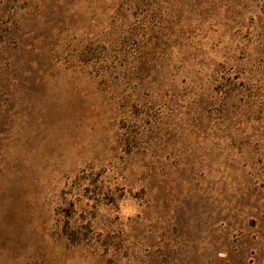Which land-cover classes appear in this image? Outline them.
Wrapping results in <instances>:
<instances>
[{
  "label": "rangeland",
  "instance_id": "rangeland-1",
  "mask_svg": "<svg viewBox=\"0 0 264 264\" xmlns=\"http://www.w3.org/2000/svg\"><path fill=\"white\" fill-rule=\"evenodd\" d=\"M0 264H264V0H0Z\"/></svg>",
  "mask_w": 264,
  "mask_h": 264
}]
</instances>
